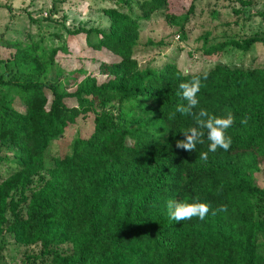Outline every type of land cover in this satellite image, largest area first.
I'll list each match as a JSON object with an SVG mask.
<instances>
[{
    "label": "trees",
    "instance_id": "1",
    "mask_svg": "<svg viewBox=\"0 0 264 264\" xmlns=\"http://www.w3.org/2000/svg\"><path fill=\"white\" fill-rule=\"evenodd\" d=\"M196 1L182 13L178 0H113L103 9L106 30L71 32L116 57L99 63L95 74L77 64L49 76L64 47L45 53L36 45H12L14 71L6 81L0 76V86L22 109H14L12 96L0 99V235L35 249L22 252L26 264H264V244L256 242L264 225V185L252 183L258 172L264 183V68L215 64L182 73L172 61L139 68L132 55L139 22L165 9L166 23L183 30ZM256 43L264 45V35L208 48L204 39L201 51L247 52ZM193 77L202 82L195 113L236 117L226 133L232 139L227 151L208 152L206 130L194 152L175 146L184 130L197 126L194 116L176 112L186 104L179 84ZM88 116L89 136L76 138L69 154L45 167L51 142ZM197 197L210 205L203 221L168 217L167 200ZM221 205L227 211L213 215Z\"/></svg>",
    "mask_w": 264,
    "mask_h": 264
},
{
    "label": "rangeland",
    "instance_id": "2",
    "mask_svg": "<svg viewBox=\"0 0 264 264\" xmlns=\"http://www.w3.org/2000/svg\"><path fill=\"white\" fill-rule=\"evenodd\" d=\"M178 1L182 5L177 4L176 7L184 13L191 0ZM112 2L113 0H0L2 80L6 81L8 73L14 71L11 55L15 50L12 46L15 43H19L22 48L36 45L44 49L45 53L52 47H64L65 52L56 54L57 59L49 76L63 65L78 67L77 64H80L81 71L87 75L95 74L101 62H116V57L109 52L88 47L84 33L71 34L78 29L106 30L108 19L103 9L112 7ZM175 2L176 0H171L172 5ZM193 5V13L188 17L183 30L166 23L165 9L153 13L148 21L139 22L137 45L132 54L139 68L156 69L169 61L174 62L182 73L204 72L215 64L243 70L264 68V45L259 43L252 45L247 52L228 47L219 56H205L201 51L204 39L208 48L222 41H239L253 35H264V0H250V5L247 6H240L233 0H197ZM5 95L6 98L12 96L15 110L22 109L13 93L0 86V99H4ZM91 131V116L77 119L61 137L51 142L45 154V167L52 166V159L69 154L72 142L76 138H87ZM252 177L253 185L263 187L260 172ZM15 198L13 197L14 201ZM8 214L6 213V218L9 219ZM256 242L264 244V225L260 228ZM22 252L34 253L35 249H23L10 235L2 232L0 264H26L22 260ZM261 252L264 253V250L259 249V253Z\"/></svg>",
    "mask_w": 264,
    "mask_h": 264
},
{
    "label": "clouds",
    "instance_id": "3",
    "mask_svg": "<svg viewBox=\"0 0 264 264\" xmlns=\"http://www.w3.org/2000/svg\"><path fill=\"white\" fill-rule=\"evenodd\" d=\"M206 79V76L204 77ZM202 86L200 77H193L189 81L179 84L180 95L186 104L177 105L176 112L186 116H194L196 120V127H189L181 134L183 139L176 141V148L182 149L189 153L194 152L197 143H203L202 137L206 135L210 142L208 145V152H215L218 148L227 151L231 144L232 139L227 135V130L235 123L236 117L231 111H227L224 116L209 115V113L200 109L198 113L193 110L199 105L197 94L200 92ZM248 118H241V124H246ZM208 152H202L200 159L207 160ZM167 215L171 220L180 222L184 220H191L198 218L203 221L210 212V205L201 202L199 198H195L193 202L177 201L169 199L166 202ZM218 211H227L226 205H221L219 209L213 211L215 215Z\"/></svg>",
    "mask_w": 264,
    "mask_h": 264
}]
</instances>
